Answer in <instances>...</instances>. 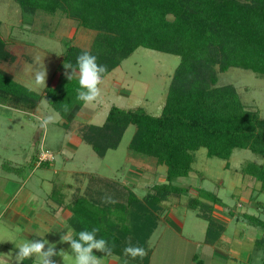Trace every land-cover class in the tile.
<instances>
[{
    "label": "trees",
    "instance_id": "trees-1",
    "mask_svg": "<svg viewBox=\"0 0 264 264\" xmlns=\"http://www.w3.org/2000/svg\"><path fill=\"white\" fill-rule=\"evenodd\" d=\"M16 2L26 15L39 10L61 12L80 26L95 30L90 47L70 43L61 59L76 66L77 57L87 51L97 57L98 64L107 67L104 77L140 46L180 56L160 114L149 113L142 106L112 105L101 125L88 123L79 128L81 138L104 156L109 149L119 146L126 129L134 124L136 131L130 149L166 165L165 181L154 184L142 199L115 180L105 184L109 191L102 189L104 185L94 187L91 183L87 195L67 204L66 210L71 212L68 226L75 231L72 238H78L82 230L99 227L97 238L114 244L112 253H121L129 240L132 245L145 248L157 228L158 214L165 202L174 194L189 191V187L178 185L176 180L190 175L201 147L207 148L208 156L225 160L231 158L235 149L248 148L264 160V118L258 109L244 104L234 84L219 81L220 74L232 67L264 74V0ZM14 49L12 41L0 33V64H11L20 55L32 58L31 51H25V55ZM78 88V77H73L63 87H47L44 97L66 117L74 107L84 105L76 99ZM40 97L42 94L0 66V99L28 107L37 105ZM64 104L69 106L67 112ZM240 170L256 178L259 191H264V162L249 161ZM104 192L112 193L115 203H105ZM205 193L206 190L190 197L187 205L207 221L205 242L215 244L225 225L213 216L214 204L219 200L208 202L210 198ZM62 197L57 202L61 206L65 195ZM241 216L264 231L262 217L249 212ZM258 243L259 247L264 244V233ZM150 254L144 256L146 262Z\"/></svg>",
    "mask_w": 264,
    "mask_h": 264
},
{
    "label": "rangeland",
    "instance_id": "rangeland-1",
    "mask_svg": "<svg viewBox=\"0 0 264 264\" xmlns=\"http://www.w3.org/2000/svg\"><path fill=\"white\" fill-rule=\"evenodd\" d=\"M0 33L18 50L21 43L17 41L32 44L30 53L34 61L17 80L43 96L35 110L0 99V264H16L17 246L42 238L55 245L57 252L64 251V259L59 255L52 257L55 264H74L70 243L60 242L68 228L71 229L70 238L75 235L73 228H66L64 216L68 214L58 212L55 205L64 197L62 194L65 195L62 206L66 209L76 197L87 195L88 187L104 185L101 188L109 191L105 184L115 180L133 189L142 199L154 184L165 181L167 166L157 163L154 157L130 149L129 144L136 131L134 124L126 129L117 148L100 156L80 136L79 128L85 125L83 120L72 117L71 113L82 106L74 107L64 117L44 97L45 88L63 87L68 81L65 71L71 73V69H65V63L61 62L67 45L74 43L82 48L90 47L95 30L80 26L61 12L51 14L39 10L26 15L16 0H0ZM179 62L180 56L176 54L140 46L104 77L100 86L102 99L81 109L96 125L106 120L112 105L122 108L142 106L149 113L158 115ZM37 70H47L45 85L35 83ZM219 81L234 84L244 104L258 109L264 118V74L232 67L220 74ZM48 114L54 117L55 122L41 129L40 118ZM44 152L47 153L42 160ZM249 161L264 162L261 156L248 148L235 149L231 158L225 160L208 156L207 148L201 147L196 152L190 175L176 180L178 185L189 187V191L183 195H172L159 211L157 228L143 248L145 256L153 252L148 262L146 257L135 260L126 257L123 250L107 257L97 250L93 254L103 259L101 264L115 261L117 264H125V261L127 264H190L192 254L186 250L188 245L176 239L181 229L174 226L178 230L176 234L173 230L159 229V224L164 222V217L178 214L184 220L181 234L186 239H203L205 230L203 233L200 228L207 230V221L198 217L196 210L187 203L190 197L201 191L203 194L204 190L205 196L210 198L208 202L219 200L216 204L227 208L226 212L244 210L264 219V191H259L260 182L240 170ZM104 194V197L112 196V193ZM259 202L261 205L257 207ZM14 208L19 212L16 211L12 218ZM244 220L247 225H241V230L259 231L263 236L262 228ZM256 252L261 256V261L257 259L256 263L264 264V244L258 246Z\"/></svg>",
    "mask_w": 264,
    "mask_h": 264
},
{
    "label": "clouds",
    "instance_id": "clouds-1",
    "mask_svg": "<svg viewBox=\"0 0 264 264\" xmlns=\"http://www.w3.org/2000/svg\"><path fill=\"white\" fill-rule=\"evenodd\" d=\"M65 69H71V73L65 71V76L72 80L78 76L79 88L77 89L76 99L85 105L99 102L102 99L101 84L103 83L104 74L107 67L97 63V57L85 51L77 57V64L73 66L65 63ZM37 85H45L47 82V70H37L34 76ZM64 111L67 112L69 106L63 105ZM54 117L48 114L40 118L41 129L47 128L54 123ZM105 203H115L110 197H104ZM68 228L67 234L61 236V243H70L72 254L74 255V264H101V258L94 255V250L102 252L105 257L112 254L113 245L104 238H97L100 232L99 227H93L91 230H82L78 233V238H70ZM47 246V247H46ZM19 251L16 253V264H24L25 260L33 259L36 264H55L52 259L54 256H61L64 259V251H56V246L51 244L47 239L28 240L18 245ZM126 257L141 259L145 256V250L142 247L134 246L129 240L128 246L123 250ZM127 264V261H125Z\"/></svg>",
    "mask_w": 264,
    "mask_h": 264
},
{
    "label": "crops",
    "instance_id": "crops-1",
    "mask_svg": "<svg viewBox=\"0 0 264 264\" xmlns=\"http://www.w3.org/2000/svg\"><path fill=\"white\" fill-rule=\"evenodd\" d=\"M18 42L21 43L20 50L16 49L13 46L18 52L25 54L26 50L30 51L29 49L33 47L32 44L30 43L26 44L23 41L22 42L17 41L16 43ZM33 61H34L33 57L30 59L28 57L26 58L20 55V56H17L16 60L13 63L11 64L1 63L0 66L7 72L11 73L16 79H18L19 77L22 76L26 67L29 64H32ZM32 90L34 89L32 88ZM18 107H21V106H18ZM37 107H38V104L35 106H28V108L32 110L33 109L35 110ZM81 108H85V104ZM81 108H79L77 112L74 110L75 113H71L72 117L74 116L75 119L81 118L83 120L82 122L83 124H88V122H90L91 120V116L85 115V112L82 111L83 109ZM78 140H81L80 137L78 138ZM55 205H57L56 207L58 208V212H61L64 215L68 214L64 216L67 220L66 221V228H67L68 220H69V217L71 216V212L69 210L64 209L63 206L57 203ZM225 209L227 210V208H223L219 206L218 204H214L213 216L216 219L218 218L219 220L218 219L217 220L225 225V230L222 233L221 238L219 239V242L215 244H209L205 242L206 229H204V227L200 228V230L203 231V233L205 230L203 239L194 238V237L191 239H186L185 236L181 234L182 229L184 227V220H182L178 214L175 215L173 213V216L172 215L170 217L168 216V218L164 217L165 218L163 220L164 222L161 225L159 224L158 228L160 229L161 227L162 230L163 229L173 230L176 234H178L177 229H181V231L179 230L180 235H178L176 239L180 240L179 243H185L188 245L186 247V250L192 254L191 256L192 259L191 261H189L190 264H196V262L197 264H257L256 263L257 259L261 261L260 253L256 252L258 249V246L256 245L258 243V240L261 238L260 236L261 232L259 231L252 232L253 230L252 231L248 230L247 232H245V230H241V227H242L241 225L245 227L247 225L246 221L241 216L242 213L246 211L244 210L238 211V209H232L226 212ZM16 211H17L16 208L12 210V213H13L11 214L12 218H14V215H16L17 212H19V210L17 212ZM28 212H29V209H28ZM33 222L34 224L35 223L37 224V221L33 220ZM174 226L177 229L173 228ZM151 253L153 252L151 251ZM204 258H206V262ZM33 263H34L33 259H28L24 261V264H33ZM109 264H117V262L116 261L110 262Z\"/></svg>",
    "mask_w": 264,
    "mask_h": 264
},
{
    "label": "built area",
    "instance_id": "built-area-1",
    "mask_svg": "<svg viewBox=\"0 0 264 264\" xmlns=\"http://www.w3.org/2000/svg\"><path fill=\"white\" fill-rule=\"evenodd\" d=\"M46 153H47V152H44V153L42 154V156H41V159H42V160L46 157Z\"/></svg>",
    "mask_w": 264,
    "mask_h": 264
}]
</instances>
